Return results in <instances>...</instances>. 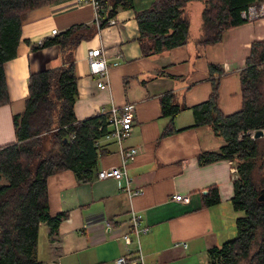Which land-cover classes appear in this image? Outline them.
<instances>
[{
	"label": "crops",
	"instance_id": "0c3cea01",
	"mask_svg": "<svg viewBox=\"0 0 264 264\" xmlns=\"http://www.w3.org/2000/svg\"><path fill=\"white\" fill-rule=\"evenodd\" d=\"M151 2L133 0L138 9ZM196 2L186 5L193 12L189 15L191 28L193 16L197 27L186 45L143 55L135 10L116 0H105V7H116V23L105 24L76 47L78 118L97 113L103 105H136L134 130L122 145L139 148L128 172L132 186L142 188V192L130 194L124 179L98 178L96 174L80 180L72 169L51 175L50 212L66 211L67 215L55 237L49 236V228L43 224L48 239L42 253L39 244V257L45 264H115L126 250L122 234L129 228L131 208L151 227L141 236L142 253L149 264H210L208 249L236 235V219L243 212L234 209L231 202L235 163L218 159L201 164L198 159L201 152L218 150L223 140L208 125L192 126L195 117L191 108H183L172 117L163 113L162 99L172 93V103L183 107L207 98L211 89L209 64L215 63L225 70L219 97L222 110L230 113L240 109V70L252 42L264 39V16L229 28L218 43L199 45L195 38L204 2ZM93 20L94 7L78 0H53L27 12L18 53L5 63L10 100L0 105V144L15 138L12 114L24 108L30 73L62 62L56 45L33 50L27 40L40 42L53 35V28L60 32ZM92 47L102 48L112 64L104 88L97 85V74L90 71L87 54ZM171 121L177 130L161 136ZM102 143L109 152L100 156L97 171L121 162L117 141L103 139ZM213 185L218 187L221 200L208 206L203 196ZM175 193H188L190 200H176Z\"/></svg>",
	"mask_w": 264,
	"mask_h": 264
},
{
	"label": "trees",
	"instance_id": "16d2710c",
	"mask_svg": "<svg viewBox=\"0 0 264 264\" xmlns=\"http://www.w3.org/2000/svg\"><path fill=\"white\" fill-rule=\"evenodd\" d=\"M51 1L0 0V105L10 100L5 63L18 53L23 18L30 10ZM116 1L135 10L138 40L145 56L186 45L195 35L185 13L187 2L192 0H152L148 7L139 9L133 0ZM201 1L204 6L195 41L208 45L221 41L229 28L248 21L243 12L262 0ZM115 10L116 7L106 6L100 24L105 26ZM97 29L92 21L72 25L40 42L27 40L33 50L56 45L62 62L43 65L30 73L24 108L13 115L15 138L0 144V264L41 262V225L46 224L53 237L67 215L66 211L54 215L50 212V176L72 169L80 180L92 179L98 172L100 156L109 152L102 140L107 139L112 128V104L103 105L106 112L99 110L84 118L75 113L79 98L75 50ZM224 72L222 65L210 63L211 89L207 98L180 107L172 103L173 94L168 92L162 99L163 113L172 117L183 108H191L195 117L192 126L208 125L223 140L218 150L198 155L201 164L218 159L235 163L231 202L243 214L236 219V235L208 249L209 263L264 264V202L258 199L259 190L264 187V135L253 137L249 133L251 129L264 128V39L251 44L246 64L240 70L242 106L230 113L224 112L219 103ZM135 110L136 105L133 125ZM176 130L171 121L161 136ZM203 198L208 206L220 202L218 187L211 186Z\"/></svg>",
	"mask_w": 264,
	"mask_h": 264
},
{
	"label": "built area",
	"instance_id": "2783aa9c",
	"mask_svg": "<svg viewBox=\"0 0 264 264\" xmlns=\"http://www.w3.org/2000/svg\"><path fill=\"white\" fill-rule=\"evenodd\" d=\"M80 3H89L93 5L95 9L94 14V22L101 28L103 25L100 24L102 19V11L105 9V1L104 0H78ZM243 15L247 17L249 20L255 19L259 16H264V0H262L259 4L250 5L248 11H244ZM116 23V19L112 16L108 18L106 24H114ZM57 28L52 29V33H58ZM87 56L89 57L90 63V71L91 73H96L98 77L97 84L101 88L107 86V78L108 71L110 66L112 65L107 57L105 52H103L100 47H92L88 50ZM120 108L115 103L109 107L112 111L111 121L112 128L106 134L107 139H114L120 146L121 152V162L118 165H112L106 168H103L97 172L98 178H108L113 177L116 179H124L125 180V188L129 191L130 194H138L142 192V188L132 186V179L128 172V167L131 161L138 154L139 148L137 146H123V142L126 138H128L134 129L133 125V112H134V103L126 102ZM100 112H106L107 107L101 106ZM122 110V111H120ZM253 136V132L255 130L251 129ZM250 130V131H251ZM236 167L233 169V173L235 174ZM233 174V177H234ZM190 194L183 193H175L173 198L179 201L188 202L190 200ZM1 226V224H0ZM151 230V227L147 224L142 223V214L131 208L130 218H129V228L126 232L122 234V237L126 243L125 253L117 257L115 260V264H149L145 260L142 248H141V236L143 233H147ZM136 244V248L132 247V244Z\"/></svg>",
	"mask_w": 264,
	"mask_h": 264
},
{
	"label": "rangeland",
	"instance_id": "374dc122",
	"mask_svg": "<svg viewBox=\"0 0 264 264\" xmlns=\"http://www.w3.org/2000/svg\"><path fill=\"white\" fill-rule=\"evenodd\" d=\"M195 1V3H197L196 2V0H194ZM93 6V5H92ZM185 13L189 16V15H192L193 14V12L192 11H190V9L188 8V9H186L185 8ZM94 14H95V9H94ZM193 32L195 33L196 31H197V27H196V22H195V17L193 16ZM88 58V61H89V57H87ZM89 66H90V63H89ZM98 85V84H97ZM262 85H264V83L262 84ZM107 86H108V83H107ZM100 87V86H99ZM13 115H14V113L12 114V120H13ZM249 133H252V130L249 132ZM254 133L255 132H253V137H255L254 136ZM47 239H48V231H47V226L46 225H41V228H40V234H39V244H40V252L42 253V250H43V248L45 247V245H46V242H47ZM44 257V256H43ZM39 264H45V262L44 261H41Z\"/></svg>",
	"mask_w": 264,
	"mask_h": 264
},
{
	"label": "water",
	"instance_id": "95a60500",
	"mask_svg": "<svg viewBox=\"0 0 264 264\" xmlns=\"http://www.w3.org/2000/svg\"><path fill=\"white\" fill-rule=\"evenodd\" d=\"M264 135V129H256L254 136L255 137H260ZM258 199L264 202V187L260 188L259 194H258Z\"/></svg>",
	"mask_w": 264,
	"mask_h": 264
},
{
	"label": "clouds",
	"instance_id": "9594fccd",
	"mask_svg": "<svg viewBox=\"0 0 264 264\" xmlns=\"http://www.w3.org/2000/svg\"><path fill=\"white\" fill-rule=\"evenodd\" d=\"M54 35V34H53ZM264 129V128H263Z\"/></svg>",
	"mask_w": 264,
	"mask_h": 264
}]
</instances>
